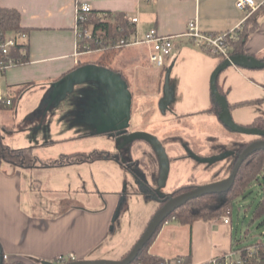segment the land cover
Masks as SVG:
<instances>
[{
  "label": "crops",
  "instance_id": "1",
  "mask_svg": "<svg viewBox=\"0 0 264 264\" xmlns=\"http://www.w3.org/2000/svg\"><path fill=\"white\" fill-rule=\"evenodd\" d=\"M237 1L0 0L1 9L14 10L19 13L21 27L29 35L28 62L11 69L1 78L3 95L10 99L18 95L23 88L29 86L20 96L21 99L19 98L22 100L25 97L26 99L23 100L27 102V105L18 110V101L14 109L6 110L11 114L10 123L3 125L4 130L10 131L8 137L14 140L18 138L17 142L19 143L22 141L23 134L38 130L35 122L42 116L40 112L45 108L43 106L45 103L42 105V102H46L47 98H52L53 90L59 92L63 86V79L81 67L98 65L96 63L99 60L98 55L83 57L76 55V7L79 4L91 5L95 13L112 12L126 18H138L139 22L134 25L138 35L143 36L156 29L162 35L176 37L177 48L182 45L193 44L185 35L188 33L189 23L194 19L197 20V26L203 33H225L236 29L241 23H244L245 28L248 19L253 17L258 26L244 43L243 54L264 61V0H254L259 6L255 12L238 9ZM250 25L248 23L249 27ZM183 51L175 56L176 58L173 57L168 61V64L171 65V62L174 64L173 71L176 72V77L180 76L185 68L189 71L196 68L198 73L196 78L200 77V73L202 77L205 73L211 75L224 61L221 57L210 59L194 49L187 48ZM141 52L140 54L147 55V60L134 57L137 58L135 61L137 70L148 71L153 69V65L150 63V49L143 47ZM94 56L97 57L96 60L92 59ZM84 58L87 59L84 60ZM166 69L167 65L162 69L160 75ZM233 69L242 71V69ZM158 86L159 90L162 91L160 81ZM218 87L220 92L228 98L226 91L219 83ZM205 89V86L202 87L201 94H199L203 98H205V94H203ZM243 96L245 97L242 98L241 102H229L230 109L240 105L244 100L249 101L251 97L249 94H243ZM209 100L210 102L204 112L218 118L219 113L217 115L212 110L217 106L220 112V107L212 93L211 96L209 95ZM133 114L134 96L132 95L130 122ZM31 115L38 116L33 122L35 125L32 123L33 126L31 124V128L27 130L19 129L20 125H23V119L26 117L28 119ZM95 124L101 125V123L91 124L88 121L87 125L79 124L77 128L70 127V130L71 133H76L75 131L82 128L87 131V136H91V128L95 127ZM25 125L26 122L23 126L25 127ZM72 135L63 137L62 140L77 139ZM84 135L80 133L81 138ZM10 147L19 148L18 146L14 148L12 145ZM31 148L34 149L41 161L56 159L37 153L36 147ZM149 149L151 148L149 147ZM75 154L85 153L76 151L64 156ZM156 158V165L160 171L158 180H160L162 168L157 155ZM110 161L117 164L116 161L105 158L93 162L78 161L60 168L20 169L4 164L0 168V264L54 263L59 257L69 255H75L77 261L102 260L106 259L107 255H111L116 244L113 241L117 239L114 223L121 199L119 192H113V190L109 192L108 189L102 193L86 191L85 188H81L84 184L79 183L78 186L76 185L77 188L75 186L74 192L72 191L73 196L81 192L82 201H84L85 193H101V196L95 194L94 198H88L89 202L93 203L92 206L80 203L66 206V201L63 198L52 193L54 190H43L34 184V178L29 173L31 172L29 170L40 169L52 170L54 173L67 172L73 169L78 170L79 166L86 164H105ZM66 186L63 183L61 188L58 185H55L54 188L62 191L68 190ZM141 193L137 191L134 195ZM42 195L45 199L42 198ZM224 218L214 221L197 220L192 225L181 224L177 220L170 221L168 225H163L161 228L149 249V253L163 259L182 257L187 259L190 264H208L215 258L234 252L235 240L232 219L228 217L231 222L226 224ZM128 253L129 250L120 255H127Z\"/></svg>",
  "mask_w": 264,
  "mask_h": 264
},
{
  "label": "rangeland",
  "instance_id": "2",
  "mask_svg": "<svg viewBox=\"0 0 264 264\" xmlns=\"http://www.w3.org/2000/svg\"><path fill=\"white\" fill-rule=\"evenodd\" d=\"M187 48L194 49L210 59H218L191 43L176 47L170 59ZM142 50L143 47L123 49L113 56L111 67L127 81L130 92L132 90L131 93L134 96V114L129 131L148 133L157 137L168 153L170 172L162 186H160L161 178L158 180L160 171L156 165V154L142 140L132 142L128 148L113 134L99 131L100 126L96 124L91 128V136H87V131L82 128L75 131L76 133H71L70 127L77 128L79 124L87 125L88 121L91 124H100L101 116L108 113L110 106L115 102L113 91L109 86L95 78L89 77L86 80L74 82L71 79L69 86L63 84L59 92L53 90L52 98L42 102V105L45 103L43 105L45 108L42 107L40 112L42 116L35 122L38 130L23 134L22 139L19 138L22 140L19 143L18 138L17 140L9 138L10 131L3 128L4 124L10 123L11 114L8 111H0V131L6 143L14 148L19 147L16 149L36 147L37 153L56 159L76 151L85 153L78 159L87 158L91 154L107 153L109 157L105 159L110 158L116 161L117 164L112 161L105 164H86L79 166L78 170L73 169L67 172L29 170L34 178V184L43 190H54L52 193L63 198L66 206L78 203L86 206L93 205L88 198H94L97 193H85L87 195L84 194V201H82L81 192H78L76 196L72 195V191L74 192L75 186L79 183L84 184L81 188H85L86 191L102 193L108 189L109 192H112L111 190L119 192L121 199L114 223L117 237L113 241L116 243L115 250L102 260L119 261L123 256V258L127 256L120 254L127 250L130 252L144 234L160 208L157 200L159 195L169 197L177 192L184 194L189 192L185 191L186 187H199L212 182L214 173L221 170L225 162L210 167L209 164L201 163L198 159L219 155L218 150L212 149L214 145L230 144L231 141L249 145L256 139L253 136L233 133L224 127L217 117L205 114L206 106L210 102V84L214 72L211 75L205 73L204 77L200 73V77L196 78L198 74L196 68L190 71L185 68L181 75L176 77L172 62L171 65L167 63V69L161 75L162 69L155 66L148 71H138L135 67L137 58L134 57L147 60L146 54H140ZM96 58L94 56L92 59L96 60ZM250 71L230 68L223 72L218 80L220 86L226 91L228 102H241L245 97L243 94L251 96L249 101L244 100L240 105L237 104L238 106L231 108L234 121L244 127H249L256 119L264 117V70ZM1 80L0 93L3 95ZM159 81L162 91L159 90ZM204 86L205 98L199 95ZM55 98H57L56 102H54ZM23 99L26 98L19 100L18 110L27 105ZM23 120L24 125L27 117ZM23 125L21 124L19 129L31 128V124L25 127ZM80 133L85 134L83 138L80 137ZM71 134L77 139L62 140L63 137ZM223 174L220 176H225ZM63 183L68 186L66 188L69 191L54 188L55 185L61 188ZM137 191L142 193L134 195ZM101 193L97 195L101 196ZM66 196L68 197L64 199ZM42 198H44L43 195ZM262 200H264V178L260 177L259 182L254 183L244 197L234 204L230 217L234 228L235 249L264 242V217L255 218L254 216Z\"/></svg>",
  "mask_w": 264,
  "mask_h": 264
},
{
  "label": "trees",
  "instance_id": "3",
  "mask_svg": "<svg viewBox=\"0 0 264 264\" xmlns=\"http://www.w3.org/2000/svg\"><path fill=\"white\" fill-rule=\"evenodd\" d=\"M93 15H96V13L94 12ZM92 16L90 20L93 22L94 20ZM20 23H21V18L17 11L0 8V33L6 34L15 31L25 32V30L22 29ZM248 23L251 24L250 27L248 26ZM257 26L258 23L255 20V18L251 17L248 19L246 27L243 29L242 32L239 33V39L233 44V48H234V50L232 49L233 54L244 53V49H243L244 43L246 42L250 34H252V32L256 30ZM95 30L100 31L102 34H105L106 36L126 37L129 34H131L133 31L135 32V27L134 25H131L128 22L125 16L118 15V23L116 25H105L102 23L100 24L96 23ZM118 53L119 52L102 54L98 57L99 60L96 63H98V65L100 66H104L106 68L113 70V68L111 67L113 63L112 62L113 56L117 55ZM13 56L17 59L19 65L27 63L28 48L26 54H22L20 53L19 50H15L13 52ZM28 87L23 88L18 93V95L11 98V100L13 101V105L11 107L0 105V111L14 109L19 101L20 96L23 94L24 91L27 90ZM212 112L218 115L219 108L216 106L212 110ZM35 117L38 116L37 115L29 116L26 122V126L32 124L34 120L37 119ZM249 127L260 128L264 130V117H260L256 119L253 124L249 125ZM137 141H141V140H137ZM146 144L154 151V149L151 147L150 144H148L147 142ZM247 146H248L247 143L244 142L231 141L230 144L217 143L212 147V149H216L219 151L218 153L219 155L224 153H232V155L229 158L222 161L225 162V165L221 168V170L214 173V176L212 177V182L223 180L232 173L236 161L240 155V154L238 155V153L240 151L242 153V151ZM82 155L83 154H75L72 156H62L59 159L41 161L38 158V156L35 154L33 148H26L20 150L11 148L9 145L5 143L2 132L0 131V168L4 164L11 165L20 169L60 168L67 166L69 164H73L74 162H78V161L93 162L96 159H101V158L104 159L105 157H109L107 153H98V154H91V156H88L87 158L83 157V159L80 158L78 159V157ZM222 162L213 165L209 164V166L214 167L215 165L220 164ZM223 173L225 174V176L221 177L220 174ZM260 177L264 178V151H260L253 154L243 163L237 175L236 182L233 188L229 192L222 195H208L190 201L184 207H182L172 216H170L168 219H172L173 217H175L176 220L181 224L192 225L197 220L214 221L224 217H230L231 214L233 213L235 202L241 197H244L247 190L254 183L259 182ZM195 188L196 186L186 187L185 191L187 192ZM181 194L182 193L177 192L176 194L170 196L176 197ZM165 197H168V195ZM159 205L161 207L163 204L159 203ZM254 216L255 218L264 217V200H262V202L257 206ZM161 228L154 236V238L150 241V243L141 251L138 258L135 260L133 264H157L160 260L163 259V258L155 257L149 253V249L152 243L154 242L156 236L160 232ZM254 246L258 247V251L248 250V248ZM234 252H240L239 255L240 263H235V264H264V242H260L258 244L250 245V246H243L235 249ZM55 262L53 264H56Z\"/></svg>",
  "mask_w": 264,
  "mask_h": 264
},
{
  "label": "water",
  "instance_id": "4",
  "mask_svg": "<svg viewBox=\"0 0 264 264\" xmlns=\"http://www.w3.org/2000/svg\"><path fill=\"white\" fill-rule=\"evenodd\" d=\"M230 68L245 70H264V61L245 54H234L230 57V59L224 60L216 68L211 77V93L217 105H219L220 107L218 119L222 123V125L233 133L260 137L262 139L250 143L242 151L236 161L232 173L227 178L196 187L195 189L176 197H162L159 195L157 200L160 204L163 205L153 216L144 234L137 241L133 249L122 260H84L71 262L69 264H133L138 258L141 251L150 243V241L154 238L159 229L163 226V224L168 220L170 216H172L175 212L184 207L190 201L208 195H222L229 192L236 182L237 175L243 163L253 154L264 151V130L260 128L244 127L238 125L234 121L230 109V104L226 96H224L219 90V77L223 72ZM89 77L95 78L107 84L113 91L115 97V102H113L110 106L109 112L104 113L103 116H101L102 122H100L101 125H99V131L101 130L103 131V133L115 134V137H123L127 140V144H130L137 140H142L150 144L156 152L161 164L162 174L160 186H162L166 182L170 172V158L164 145L157 137L143 132L128 133L131 120L132 94L123 76L106 67H101L98 65H87L77 69L70 75H67L62 82L63 84H66V86H69V80L71 79L74 82L76 80L83 81ZM231 155L232 153H224L208 158L199 157L200 159H198V161L201 163L213 165L226 160ZM43 264L53 263L43 262Z\"/></svg>",
  "mask_w": 264,
  "mask_h": 264
},
{
  "label": "built area",
  "instance_id": "5",
  "mask_svg": "<svg viewBox=\"0 0 264 264\" xmlns=\"http://www.w3.org/2000/svg\"><path fill=\"white\" fill-rule=\"evenodd\" d=\"M237 8L242 11L255 12L259 6L254 0H238ZM89 4H79L76 7V55L78 57L88 55H102L106 53L120 52L123 49L133 47H147L150 49V63L164 69L176 49V37L165 36L153 29L146 34L138 35L136 31L126 37L106 36L95 30L96 23L105 25H116L118 15L112 12L96 13ZM93 15V16H92ZM93 17V22L90 20ZM131 25L139 22L138 18H126ZM244 29V23L232 31L225 33H203L197 26V20H192L188 25V37L195 47L223 60L230 59L233 55V44L239 39V33ZM29 43V35L23 31L0 33V79L11 69L19 65L13 56L15 50L26 54ZM0 105L11 107L13 101L0 93ZM176 220L175 217L168 219L164 225ZM224 222L229 224L231 220L227 217ZM248 250L258 251L254 246ZM240 252H231L223 257L211 260L208 264H235L240 263ZM6 258V257H5ZM75 255L62 256L56 260V264H69L75 262ZM157 264H190L187 259L178 257L173 259H162Z\"/></svg>",
  "mask_w": 264,
  "mask_h": 264
},
{
  "label": "flooded vegetation",
  "instance_id": "6",
  "mask_svg": "<svg viewBox=\"0 0 264 264\" xmlns=\"http://www.w3.org/2000/svg\"><path fill=\"white\" fill-rule=\"evenodd\" d=\"M128 133H132L131 131H129ZM114 136H115V134H113ZM117 139H121L122 141H123V143L129 148V144H127L126 143V139L125 138H123V137H116ZM254 138H256V139H254V141H257V140H261L262 138H260V137H254ZM253 141V142H254Z\"/></svg>",
  "mask_w": 264,
  "mask_h": 264
}]
</instances>
